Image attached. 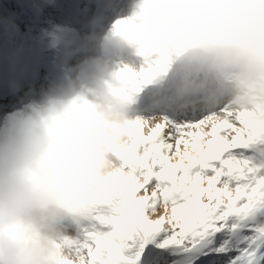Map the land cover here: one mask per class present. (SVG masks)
<instances>
[{"label": "clouds", "instance_id": "clouds-1", "mask_svg": "<svg viewBox=\"0 0 264 264\" xmlns=\"http://www.w3.org/2000/svg\"><path fill=\"white\" fill-rule=\"evenodd\" d=\"M41 41L57 71L13 78L0 106V264H88L97 202L157 119L138 112L144 88L264 121V0H104Z\"/></svg>", "mask_w": 264, "mask_h": 264}, {"label": "snow or ice", "instance_id": "snow-or-ice-1", "mask_svg": "<svg viewBox=\"0 0 264 264\" xmlns=\"http://www.w3.org/2000/svg\"><path fill=\"white\" fill-rule=\"evenodd\" d=\"M142 127L81 241L88 264H264V121L201 110Z\"/></svg>", "mask_w": 264, "mask_h": 264}, {"label": "bare ground", "instance_id": "bare-ground-1", "mask_svg": "<svg viewBox=\"0 0 264 264\" xmlns=\"http://www.w3.org/2000/svg\"><path fill=\"white\" fill-rule=\"evenodd\" d=\"M104 0H53L52 9H58V13L65 14L63 17H51L44 19L41 15L29 8L18 9L12 6V12L4 15L2 0H0V62L5 54L9 51L15 55V59L10 64L12 72L17 76H23L24 71L32 68V60L39 57L42 58L38 71L42 81L46 77L53 75L52 70L56 68V53L47 47V44L41 41L42 30L50 26V22L55 23H71L74 26H79L81 19L91 8L92 14L101 11V4ZM126 3V0H121V6ZM80 5L84 8L81 9ZM38 14V15H37ZM76 19L78 23L74 20ZM18 26L19 31L15 30ZM5 27L8 29V34L11 39L5 34ZM51 74V75H50ZM142 100L138 105V112L144 113L143 116H152L158 113V117H177L178 113H188L190 116L196 115L201 110L197 108H182L169 101V99L157 93L151 87L143 89ZM167 110V112H163ZM146 128L140 129V136H146ZM159 135V133H158Z\"/></svg>", "mask_w": 264, "mask_h": 264}, {"label": "rangeland", "instance_id": "rangeland-1", "mask_svg": "<svg viewBox=\"0 0 264 264\" xmlns=\"http://www.w3.org/2000/svg\"><path fill=\"white\" fill-rule=\"evenodd\" d=\"M2 5L4 7L3 12H2L4 13V15L12 12L13 10L12 6H16L18 7V9H21V8L32 9L33 11H36V13L41 15L44 19L48 18V16L65 17V14L55 12V9H52L51 7L52 5L50 3H44V0H2ZM80 7L81 9L84 8L83 5H80ZM91 15H92V11L90 8V10L88 11V13H86L85 16L89 17ZM86 17L82 18L81 20L83 21ZM163 112H167V110ZM139 114L142 116L144 115V113H141V112ZM177 115H178L177 117H170L169 120L179 121L180 119L190 116L188 113H185V114L178 113ZM153 117H158V113H155L152 116H147L146 118H153ZM139 147L140 145L138 144L137 149H136L137 152H139Z\"/></svg>", "mask_w": 264, "mask_h": 264}]
</instances>
